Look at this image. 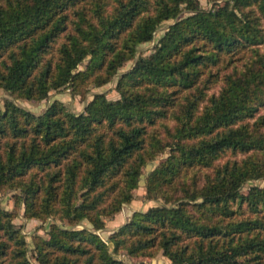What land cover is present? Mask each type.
<instances>
[{
    "label": "trees",
    "instance_id": "obj_1",
    "mask_svg": "<svg viewBox=\"0 0 264 264\" xmlns=\"http://www.w3.org/2000/svg\"><path fill=\"white\" fill-rule=\"evenodd\" d=\"M0 0V264H33L21 227L34 234L37 264H130L114 254L171 264H264V0ZM185 13L184 16L181 14ZM172 21L152 51L137 55ZM83 69L79 66L83 63ZM82 112L52 100L110 82ZM145 198L107 240L96 231ZM83 222L90 228L75 226ZM108 243L113 245L110 251ZM137 264H151L139 262Z\"/></svg>",
    "mask_w": 264,
    "mask_h": 264
},
{
    "label": "rangeland",
    "instance_id": "obj_2",
    "mask_svg": "<svg viewBox=\"0 0 264 264\" xmlns=\"http://www.w3.org/2000/svg\"><path fill=\"white\" fill-rule=\"evenodd\" d=\"M200 5L203 9H209L212 7L213 2H210L208 0H199ZM182 16L185 15V13L181 14ZM172 21H166L161 24V26L157 29L154 35V40L151 42H147L144 44H141L138 47V53L137 55H143L146 56L148 55L152 49L153 46L156 42V40L163 34L164 30L166 29L167 25L171 23ZM261 50L264 52V45L262 46ZM134 61H129L127 62L122 68L119 69L118 73L114 76V78L99 87L89 85L87 87V92L85 95V98L82 99L80 95H73L71 94V91L69 89L61 92H54L52 91L50 93V96L48 99H44L42 101H28L24 99H16L14 100L16 104L19 106L26 108L36 114L42 113L49 103L54 100H60L70 111L72 112H82L84 110V106L87 103V101L92 99L93 94L95 93H104L108 99H116L118 98V93L114 90L115 84L117 81L118 76L122 73L127 71L133 64ZM85 61L79 66V69H83L85 66ZM54 94H58L56 98H53ZM4 98H12L7 92L3 91L0 89V105L2 104V100ZM259 114L264 115V108H262L259 112ZM166 156L165 154H162L158 156L153 162H150L146 167L143 169V175L140 179L139 186L136 190H134V197L133 200L128 203L124 204L122 206V209L119 213H117L113 218H109L105 220V227L102 230L96 231L97 233L100 234V236L104 239L107 240L109 234L117 229L120 225H122L124 222H126L133 211H145L149 207H153L156 205L162 204L161 200H148L145 198V176L153 170L156 165L160 162L162 158ZM250 185H259V186H264V180L258 179V180H251L248 181L246 184L243 186V191H246L247 188ZM12 192H6L2 193L0 192V199L2 201V206L7 209H12L13 208V201L11 199ZM57 223V224H62L58 220H54L49 218L45 222H41L40 220L37 219H26L23 216L22 209L19 210L17 217L14 219V223L17 226L21 227V232L25 236V240L27 242V249H28V257L30 258L31 262L33 264H37L36 261L34 260V250H33V244H32V236L34 234H38L41 236H46V231L49 228V225L51 223ZM77 228H82V227H88L90 228V224L87 222H83L81 225L75 226ZM110 251L113 252V245L111 243H108ZM114 256L118 259L124 260L127 263L130 264H137L139 262H146V263H151V264H171V262L162 256L160 253L155 256L154 258L150 257H128L122 252H118L114 254Z\"/></svg>",
    "mask_w": 264,
    "mask_h": 264
},
{
    "label": "crops",
    "instance_id": "obj_3",
    "mask_svg": "<svg viewBox=\"0 0 264 264\" xmlns=\"http://www.w3.org/2000/svg\"><path fill=\"white\" fill-rule=\"evenodd\" d=\"M58 94H54V96H52L53 98H56V96H57Z\"/></svg>",
    "mask_w": 264,
    "mask_h": 264
}]
</instances>
